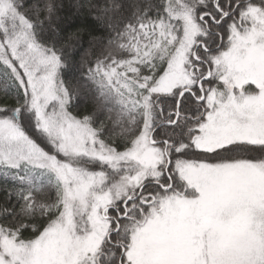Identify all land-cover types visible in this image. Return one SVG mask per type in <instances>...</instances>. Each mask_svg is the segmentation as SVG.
<instances>
[{
	"label": "snow or ice",
	"instance_id": "1",
	"mask_svg": "<svg viewBox=\"0 0 264 264\" xmlns=\"http://www.w3.org/2000/svg\"><path fill=\"white\" fill-rule=\"evenodd\" d=\"M0 264H264V0H0Z\"/></svg>",
	"mask_w": 264,
	"mask_h": 264
}]
</instances>
